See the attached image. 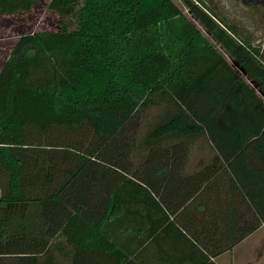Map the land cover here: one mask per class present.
<instances>
[{"label":"trees","instance_id":"16d2710c","mask_svg":"<svg viewBox=\"0 0 264 264\" xmlns=\"http://www.w3.org/2000/svg\"><path fill=\"white\" fill-rule=\"evenodd\" d=\"M46 1L58 29L0 63V264L207 261L264 224V11L258 28L214 0ZM194 153L256 176L250 215H193L217 187L186 172Z\"/></svg>","mask_w":264,"mask_h":264},{"label":"crops","instance_id":"0c3cea01","mask_svg":"<svg viewBox=\"0 0 264 264\" xmlns=\"http://www.w3.org/2000/svg\"><path fill=\"white\" fill-rule=\"evenodd\" d=\"M247 24L246 21H242ZM248 25V24H247ZM258 35V33L256 34ZM264 44V40H263ZM250 158V161L254 162L252 160L253 154L246 155ZM252 162V163H253ZM228 162H225L223 160H220L219 157H217L214 154H199L194 153L192 155V159L185 164V167L190 169L186 171L187 173H191L192 175L195 174L197 171H199L202 168L206 169V172L211 175L212 179L216 181L217 187L212 190H206L203 194H199L197 201L199 204V207H196V209L191 210L193 215L199 214L200 216L204 213H210L211 210L215 213V210H219V213L223 214L224 216L227 214L229 216V213L234 212L235 215H239L243 217H246L250 215L247 212V205L244 201H246V196L242 193V189L240 187L241 183H247V182H255L256 176L254 179L250 180V175H244L239 173L238 171L230 172L227 167ZM256 164V163H255ZM215 166H223L225 169V173H223L220 176L221 181H217L218 178H216V175L218 173L213 174L212 170L209 171V168L212 169ZM257 166V165H256ZM234 176V177H233ZM236 185L230 188V185ZM238 184V185H237ZM228 186V187H226ZM243 194V196H242ZM222 204L223 206H219L217 208V203ZM227 203V205H225ZM229 205L234 207L232 209ZM221 207V208H220ZM195 208V207H194ZM212 213V214H214ZM240 218L237 222L238 226H241ZM234 225V223H232ZM262 232L264 236V224H261L259 228H257L252 234L247 236L244 240L234 245L231 249L228 251L219 254L218 256H215L213 258L208 257L207 261H202L201 257L199 255H194L192 251H189V253H186V251L182 256H180L175 264H246L244 261L245 255H246V243L247 241L254 235ZM263 236H262V242H263ZM244 248V249H243ZM150 262L155 264V262L151 259ZM160 262V261H159ZM244 262V263H243ZM168 263V261H163V263Z\"/></svg>","mask_w":264,"mask_h":264},{"label":"rangeland","instance_id":"374dc122","mask_svg":"<svg viewBox=\"0 0 264 264\" xmlns=\"http://www.w3.org/2000/svg\"><path fill=\"white\" fill-rule=\"evenodd\" d=\"M172 1L181 8L178 1ZM214 1L218 3L219 8L222 7L224 11H227L229 17L233 16L235 19L246 21L249 26L256 22L258 28L261 27L262 24L259 23V16L256 11H264V3H253L250 0ZM46 3V0L39 1L29 13H20L6 17L0 16V63H2L8 55L18 35L38 31L53 32L58 29L60 21L53 12L47 10ZM251 5H254L256 9L252 8ZM150 117L151 114L148 113L147 118H149V122L151 121ZM262 236L263 234L260 232L247 241L244 259L246 264H264V243L262 242Z\"/></svg>","mask_w":264,"mask_h":264}]
</instances>
